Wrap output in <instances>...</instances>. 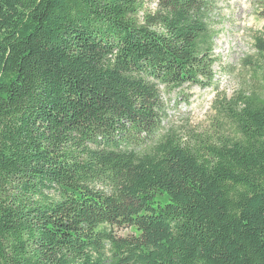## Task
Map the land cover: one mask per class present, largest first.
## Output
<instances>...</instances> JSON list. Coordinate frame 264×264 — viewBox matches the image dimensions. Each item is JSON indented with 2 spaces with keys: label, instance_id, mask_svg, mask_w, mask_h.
Instances as JSON below:
<instances>
[{
  "label": "trees",
  "instance_id": "trees-1",
  "mask_svg": "<svg viewBox=\"0 0 264 264\" xmlns=\"http://www.w3.org/2000/svg\"><path fill=\"white\" fill-rule=\"evenodd\" d=\"M212 11L0 0V264H264V97L223 102L235 136L142 150L161 89L213 85Z\"/></svg>",
  "mask_w": 264,
  "mask_h": 264
},
{
  "label": "rangeland",
  "instance_id": "rangeland-1",
  "mask_svg": "<svg viewBox=\"0 0 264 264\" xmlns=\"http://www.w3.org/2000/svg\"><path fill=\"white\" fill-rule=\"evenodd\" d=\"M155 8L156 0H143ZM213 11L209 27L214 35L215 80L208 88L184 86L174 91L161 89L164 120L157 136L142 150L151 149L168 134L192 143L194 135L235 136V128L223 102L240 94L264 97V0H210ZM134 232L116 228L118 236Z\"/></svg>",
  "mask_w": 264,
  "mask_h": 264
}]
</instances>
